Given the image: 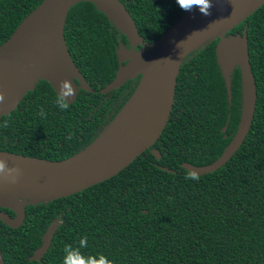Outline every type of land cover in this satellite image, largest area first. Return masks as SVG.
Masks as SVG:
<instances>
[{"label":"trees","instance_id":"obj_1","mask_svg":"<svg viewBox=\"0 0 264 264\" xmlns=\"http://www.w3.org/2000/svg\"><path fill=\"white\" fill-rule=\"evenodd\" d=\"M120 1L143 43L132 45L94 4L71 6L66 44L94 92L85 91L74 79L77 99L68 111H61L50 82L41 80L0 120V151L61 161L85 150L112 123L142 78L108 94L100 92L120 68V46L142 50L186 12L176 0ZM42 2L0 0V46ZM244 30L258 98L251 130L225 166L200 176L199 182L185 179L188 170L183 164L204 167L216 161L242 116L241 69L231 71L228 86L216 50L221 38H212L184 60L171 116L151 149L104 183L27 207L18 229L0 220L5 264H63L65 245L78 247L85 235L88 247L80 251L97 261L103 255L113 264H264V6L226 37L243 35ZM41 109L46 115L39 114ZM73 133L72 140L66 139ZM154 150L161 153L160 160ZM0 211L15 217L8 209ZM56 221L60 226L51 248L41 261H31Z\"/></svg>","mask_w":264,"mask_h":264},{"label":"water","instance_id":"obj_2","mask_svg":"<svg viewBox=\"0 0 264 264\" xmlns=\"http://www.w3.org/2000/svg\"><path fill=\"white\" fill-rule=\"evenodd\" d=\"M78 2H90L103 11L128 36L132 45L143 43L136 22L120 0H43L0 46V92L5 95L4 102H0V120L16 110L41 80L50 82L56 93L62 81H71L75 95L68 98L69 104L77 99L79 93L74 79L85 91L94 92L72 59L65 40L68 11ZM212 3L211 15H203L198 8L185 12L158 40L144 45L140 51L120 46V68L115 78L100 92L108 94L140 75L141 81L112 123L85 150L61 161L0 151V158L6 160L8 167H19L23 173L15 185L0 182V207L15 214L13 218L0 211V220L5 225L12 229L20 228L25 222L28 206L50 203L101 184L151 149L160 139L171 116L177 78L184 60L212 38H221L216 50L228 86L231 71L237 66L241 69V121L235 136L216 161L204 167L183 164V168L203 176L229 162L251 130L258 94L250 63L247 31L234 37H226V34L263 7L264 0H212ZM123 60H127L126 64H122ZM146 77L145 95L136 116L127 128L100 143ZM153 154L161 159L158 150ZM59 226L60 222L56 221L48 228L42 246L30 257L31 261L42 260ZM0 264H5L1 251Z\"/></svg>","mask_w":264,"mask_h":264},{"label":"clouds","instance_id":"obj_3","mask_svg":"<svg viewBox=\"0 0 264 264\" xmlns=\"http://www.w3.org/2000/svg\"><path fill=\"white\" fill-rule=\"evenodd\" d=\"M180 8L186 12H192L195 9H199L200 13L205 16L211 15V8L213 7L212 0H176ZM75 95V89L72 86V82L64 80L60 83L59 92H57L56 105L61 111H68L70 104L68 98ZM5 95L0 92V102H4ZM40 115H46L44 110L41 109ZM8 126L6 121L4 127ZM74 133L68 136L66 139L72 140ZM22 170L19 167H8L6 160L0 158V182L7 185H15L19 182L22 176ZM186 180H195L199 182L200 176L197 171L189 170L185 175ZM87 235L79 240V246L73 247L72 245H65L64 253L65 258L63 264H113L112 261L107 260L103 255L100 256V260L97 261L94 256H85L80 249L87 248Z\"/></svg>","mask_w":264,"mask_h":264},{"label":"bare ground","instance_id":"obj_4","mask_svg":"<svg viewBox=\"0 0 264 264\" xmlns=\"http://www.w3.org/2000/svg\"><path fill=\"white\" fill-rule=\"evenodd\" d=\"M147 79H148V77L145 78L144 82L139 87V89L134 94V96L131 98V100L129 101L128 105L124 109L123 113L119 116L118 120L115 122L113 127L99 141L100 143L104 142V141H107L115 133L127 128V126L130 124V121L136 116V114H137V112L139 110V107L141 106V104L143 102V97L145 95V90H146ZM100 143H98V144H100Z\"/></svg>","mask_w":264,"mask_h":264}]
</instances>
